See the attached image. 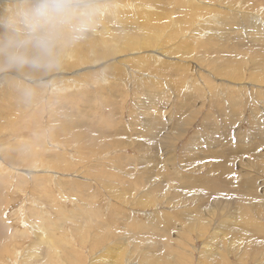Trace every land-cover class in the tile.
Instances as JSON below:
<instances>
[{
	"label": "rangeland",
	"instance_id": "obj_1",
	"mask_svg": "<svg viewBox=\"0 0 264 264\" xmlns=\"http://www.w3.org/2000/svg\"><path fill=\"white\" fill-rule=\"evenodd\" d=\"M1 1L4 2V0ZM167 1L170 5L167 7L166 4L164 8H168V11L172 10L175 16L164 20L165 22L176 21L178 16H187L186 21L182 18L185 25L179 26V34L182 35V38L180 35L176 36V45L180 43L179 37L182 40L186 35L196 38L198 42L196 46H192L193 51L191 53L193 54H186L189 56L187 58L183 57L186 55H170V57L165 58L158 56L157 59L155 58L158 61L154 63V60L152 64L154 68L157 67L156 69L161 68L159 70L161 75L148 73L146 67L140 66L137 70L132 69L134 77H131V70L124 66L125 77L106 74L105 80L102 78L91 80L90 71L93 72L98 67L102 69L107 65L109 66L115 60V63L118 64L127 55L113 56V60H104L92 65L77 64L76 59L74 62L73 60H68V62L63 60L59 71L28 77L34 82L32 87L37 96L40 93L42 95L36 103L28 102L23 94L18 95V91L9 92L4 87L6 83L0 81V249L3 247L8 249L1 252L0 264H12L7 261V258L16 261V264H21L22 261V264L24 262L25 264H35V262L36 264H45L47 254H53L49 250L50 247L48 249V247L41 245L36 248L37 242L40 243L39 234L44 231L55 235L62 234L59 231H64L68 234V239L65 238V240H70L72 233L75 235L74 245L68 241L78 255L74 257V264H97L95 259L98 260L100 257H103L99 261L100 264H112L115 261L118 264H123L124 260H126L125 264H147L143 260L146 252H149L151 256L155 253L174 255L176 262L180 257L182 263L186 261L187 264H264V258H254L247 250V247L251 246H249L246 236L237 246V242L233 240L230 232L231 224L234 221L231 213L239 210L238 206L233 205V202L237 198L240 199V195L236 194L239 192L232 190L239 189L236 187L239 183L232 182L230 184V192H224L223 201L218 198V195L216 198L214 194L212 196L211 194H204L201 210L198 207L199 203H195L196 199L188 201L182 196L175 195V192L185 191V188L190 187L192 181L195 183L196 180L213 178L219 183L222 182L224 177L219 174L211 175L208 173L210 170L207 172V169L199 167L202 163L208 166L210 164L205 162V154H210L213 149L219 153L216 145L219 141L212 139L215 138L216 133L218 134L215 132L216 129L219 131V128H223L224 125L228 130L230 129L229 136L227 135L228 143L235 142L236 140L231 139V136L234 137L238 133H241L240 140H252V133L247 125H250L253 119L252 111L256 115L257 104L258 109L262 112L258 116L263 117V119H261L262 122L256 121V123L260 122L264 125V96L258 94L253 85L239 81L234 76L239 69L232 66L216 75L211 72L212 69L207 64L208 58L220 55L222 50L229 46L228 42L224 41L226 35L238 37L239 34L241 41L246 42L248 40L246 39L247 33L252 34L253 28L258 26L264 28V0L220 1L222 7L232 5L233 9L240 11L239 6L241 5L245 6L246 10L245 13H235V11L231 15L226 13L230 17V20L228 19L229 24L226 23V26L223 24V29L219 28L215 31H213L214 27L211 28L212 22L209 20L206 22L202 20L205 27L204 25L201 27L199 21L200 16L207 19L212 14L210 11L213 8L209 11L205 9L199 12L195 6L192 8L193 3L188 7L184 2L186 0H171V2L165 0V3ZM200 1L201 5L205 6L203 3H206L207 0ZM182 2L185 7L181 6L183 5ZM235 3L242 4L236 5ZM213 4L215 3L213 2ZM2 8L0 3V9ZM176 9L179 13H175ZM225 9H215L214 7L213 16L218 14L220 10L226 11ZM190 10L193 11L190 12ZM122 11H116L119 16H115L109 22L112 29L107 30L110 33L115 32L114 35L123 34L122 32L127 34L128 29H132L135 25L132 20L127 21L126 19V15L130 12ZM234 18L236 19L234 20ZM255 19L256 22H254ZM150 20L151 25L156 26L158 31L162 29L159 39L167 38L169 26L164 22L163 24L156 23L153 17H150ZM102 26L101 22H97L95 32L101 30ZM209 26L210 28H208ZM194 27L197 29L193 30ZM187 29L188 31H186ZM93 33L94 30L91 29L87 37L79 42L81 47L84 45L87 47L90 42H94L95 39L92 40L91 37ZM96 40L100 39L96 38ZM108 40L112 51L109 48H102V53H113L114 48L116 50L118 43L114 40ZM161 48L159 46V49ZM155 49L150 48L145 53H151V58H154L153 56L157 54L150 50ZM211 50L215 52L212 56L209 55ZM75 51L77 53L78 49L74 46L71 49L73 56H75ZM131 56L138 55H128V57ZM89 58L92 56L89 55L87 60ZM166 60L167 62H164ZM155 64H159V68ZM172 67L176 69V72L172 70ZM164 69L165 71H162ZM149 74L155 76L152 82L145 80L147 77H150L151 80ZM75 76L78 77V80L74 81ZM245 76L248 78L247 72L244 74V78ZM22 77L18 79L20 80ZM53 78L54 81H50ZM42 79L49 81L43 91H41L42 86L39 84ZM27 80L25 78L24 82ZM51 82L53 87L50 85ZM240 103L244 104L242 106L244 108L241 107ZM234 104L237 105L235 109H233ZM23 109L27 110L26 119L28 122L26 124H23L22 120L18 118H11L15 111ZM33 113L37 120H34ZM49 113L52 117L55 115L56 117L50 118ZM230 113L232 117L227 121V114ZM239 117L243 123H240ZM214 118L219 121H215ZM235 120L236 122H234ZM212 124L218 125V127H214ZM213 128L215 129L213 130ZM177 135L179 136L177 137ZM193 141L196 142V144L194 143L196 146L192 144ZM52 144H58L59 147L56 148ZM246 145L242 147L243 149L247 147L248 150L244 156L251 154L250 160L246 163H251V159H253L254 161L260 160L261 163L263 161L264 165V155L263 160L259 155L262 152L260 149L262 150L263 147L258 149L259 153V151L256 152V149L250 150V148H254L251 142ZM231 149L235 151L239 148L233 147ZM31 151L33 152L32 156L26 157L25 153ZM20 152L24 155L22 156ZM196 152L197 156L193 155ZM52 154L57 155L58 159L63 157L70 163V166L68 168L61 166L56 157H54L55 163L59 164L60 168L52 166L48 163V160L53 157ZM200 154L203 155L204 159ZM190 155L196 156L194 158L195 163L190 160ZM197 160L198 162H196ZM44 161L58 171V174L56 171L48 173L47 163ZM96 167L99 168H97L99 173L92 171ZM158 167L161 169L158 170ZM262 168L263 166L255 169L249 167H244V170L235 169L238 176L242 178L239 180L240 183L246 184L245 179L248 178L254 180L252 188L249 186V189L245 188L242 191L245 198H241V200L251 202L253 199L257 201L264 199V172L260 173L263 171ZM251 169L252 173L247 171ZM253 172L255 173L253 174ZM177 186L185 188H176ZM125 188L127 191L123 192L122 190ZM158 188H161L165 194L160 193ZM179 198L184 202H177ZM145 202L150 205L146 206ZM263 205L254 207V209L256 208L255 223L259 228H264V207H261ZM195 212L196 214L197 212L200 213L198 217L194 218L195 220L205 219V225L209 224V227L201 229V232L199 229L195 230L194 227H188V229L184 223L190 214H195ZM155 215H158L155 221L158 222L156 225L160 230L153 232L154 236L157 235L155 238L158 237L156 248L148 247V243H146L145 246H140L141 248L136 247L135 250H131V241L124 243L120 240L121 238L123 240L124 238H131L132 232L135 231L134 228L141 231L140 229L149 227L150 225L145 224L149 218L152 219ZM192 216L194 215L190 217ZM26 223L34 225L35 231L38 232V235L34 234L33 239L26 231ZM81 225H83L82 232L77 230ZM137 225L138 227H136ZM55 227L56 229L59 227V229L55 230ZM161 227L162 229H160ZM179 228L180 231L186 228L188 230H185L181 235L178 232ZM263 228L260 230V235L263 234L262 238H264ZM203 231L205 232L203 233ZM253 232L257 233L258 231L253 230ZM213 233L216 237L211 238ZM145 235L148 236V233ZM255 236L252 238L260 241V244H264V239ZM64 237L60 238L63 239ZM162 237L165 240L170 239L163 241ZM97 238L101 239V243H98ZM221 238L222 241L218 243L217 240ZM255 246L253 247L255 251L259 250L264 254V250L262 251L264 248L259 246L255 248ZM167 249L168 251H166ZM26 250H32L29 255L30 261H26ZM36 253L37 255H35ZM58 255L55 257L57 264H71L69 261L63 263L64 256L61 253ZM44 256L46 257L44 258ZM128 256L132 259L130 263L127 262ZM214 257L216 259H212ZM168 262L175 264L171 259Z\"/></svg>",
	"mask_w": 264,
	"mask_h": 264
},
{
	"label": "bare ground",
	"instance_id": "obj_2",
	"mask_svg": "<svg viewBox=\"0 0 264 264\" xmlns=\"http://www.w3.org/2000/svg\"><path fill=\"white\" fill-rule=\"evenodd\" d=\"M182 1V0H181ZM222 0H207L206 3H203L205 6L201 5V1L200 0H186L184 1L185 4L189 7L190 4L193 3V6L192 8L195 6L196 7V10H198L199 12H202L204 11L205 9L207 11H209L210 9H215L218 8H226L225 10L226 11H219L218 14H214L213 16V9L210 11V13H212L207 19L205 18H202L201 16L199 17V22L201 24V27L204 25L205 27V23H202V20L204 22L208 21L209 22H212L211 24V28L214 27V30L215 31L216 29L219 30V28L223 29L222 28V25L225 24L226 26V23L229 24V21L228 19L230 20V17L227 16V14L231 15L232 12L234 13H245V10L246 8H244L243 6H239V9L240 11H236L235 9H233V6L231 5L230 7H222L220 4ZM98 2V5L101 9L100 11V14L95 18V21H94V24L92 26L91 29L94 30V33H93V36L92 37V40H94V42H90V44L87 45V47L82 46L78 43L75 45V47H77L78 49V52L76 53V51L74 52L75 53V56H73L72 52H71V49H73L74 47L68 49V51H66V53L64 54V57H63V60H66V62H68V60H73V62L75 61V59L77 60V64L78 63H82V64H87V65H92V64H97V63H101V61H104V60H111L112 57H120V56H126L125 59L119 61L118 64L114 62H112V64H110L109 66L107 65L106 67L100 69L98 67L97 70H94L93 72L90 71V74L91 75V80L92 79H97V78H102L103 80H105L106 78V74H108L109 76H112V75H117L118 77H125V67L129 68L131 70V77H134L133 76V73L134 71L133 70H137L139 69L140 66H144L147 68V70L149 71L148 73H153V74H156V75H161L162 73L159 72V70H161V68H159V64L156 65L158 66L159 69H156L154 68V65L152 64L153 61L155 60V58L157 59L158 56L160 57H170V55H186L189 53H191L193 51L192 49V46H196L197 44V39L192 36H184L186 37V39H183L180 40L182 38V35L179 34V29L181 26L185 25L183 24L186 19H187V16H184V17H180L178 16V20L174 21V20H170V22H165L164 20L166 19H171V16H175L173 15V11L170 10L168 11V8H164V5L167 4V7H169V2L167 1V3H165V0H97ZM171 2V0H170ZM213 2L215 4H213ZM1 3V6L2 7H5V3L4 2H0ZM196 3V4H194ZM179 4V3H178ZM183 4V2H182ZM236 5H239V4H242V3H235ZM181 6H184L181 5ZM171 7V6H170ZM173 7V6H172ZM171 7V8H172ZM180 7V6H179ZM185 7V6H184ZM179 9V8H178ZM183 9V8H182ZM121 12L122 10H126L127 12H130L128 15H126V19L127 21L128 20H132L133 24V27L132 29H128L129 32H126L127 34H125L124 32H122L123 34H116L114 35L113 33L115 32H109V30L107 29H112L110 27V24L109 22H111V20L114 19V17L116 16H119V13H117L116 11ZM181 10V9H179ZM125 11V12H126ZM188 11H189V8H188ZM193 11V10H190V12ZM123 12V11H122ZM124 12V13H125ZM178 10L176 9L175 10V13H177ZM195 12V11H194ZM197 12V11H196ZM179 13V12H178ZM215 13V12H214ZM227 13V14H226ZM122 14V13H121ZM120 14V15H121ZM182 14V13H181ZM185 14V13H184ZM203 14V13H202ZM236 16V14H234ZM191 16V15H190ZM189 16V17H190ZM194 16V15H193ZM192 16V17H193ZM198 17V15H196ZM121 17V16H120ZM123 17V16H122ZM150 17H153L154 21L158 24H163V22L169 26V29L167 30V32L169 33V35L167 36V38H163L162 40L159 39L160 37V34L162 32V29L161 31H158L157 30V27L156 26H152L151 25V20H150ZM206 17V16H204ZM185 19V21H183V19ZM232 18H233V15H232ZM237 18V17H236ZM234 18V20L236 19ZM118 19V18H117ZM121 19V18H120ZM163 21H162V20ZM189 19V18H188ZM119 20V19H118ZM125 20V19H124ZM123 20V21H124ZM198 20V19H197ZM120 21V20H119ZM102 23V28L101 30H97L95 32V26H96V23ZM125 22V21H124ZM188 22V21H187ZM254 22H256V19L254 20ZM120 24V23H118ZM122 24V23H121ZM191 24V23H190ZM210 24V23H209ZM212 25H215V26H212ZM127 26V24H126ZM180 26V27H179ZM100 27V26H99ZM125 27V26H124ZM190 27V26H189ZM197 27H199L197 25ZM98 28V27H97ZM192 28V27H191ZM210 28V26L208 27ZM114 29V27H113ZM197 28L194 27L193 30H196ZM119 30V29H118ZM117 30V31H118ZM126 30V29H125ZM190 30V29H189ZM205 30V29H204ZM246 30H248L246 28ZM113 31V30H112ZM188 31V29L186 30ZM192 31V30H191ZM202 31V30H201ZM206 31V30H205ZM251 31L252 34H248L247 33V37L246 39V42H242L241 39H240V36L238 34V37L235 36V37H232V36H229V35H226L225 36V39L224 41L225 42H228L229 46L227 47V49H223L222 50V53L218 56H212L215 52L211 50V53L209 55H211L212 57L208 58V63L209 64L208 66L210 67V69H212L211 72H213L214 74L218 75V74H221L225 69H228L232 66L234 67H237L239 69V71L237 73L234 74V76L237 77V79H239V81H244L245 83L247 84H251L253 85L256 89V92L262 96H264V28L262 26H258L256 28H253ZM120 32V31H119ZM157 32H159L157 34ZM105 33V34H104ZM118 33V32H117ZM185 33V32H184ZM193 33V32H192ZM182 34V33H181ZM188 34H190V32H188ZM200 34V32H199ZM205 34V33H203ZM180 35L181 38L179 37V41L180 43L178 45H176L175 43V38L176 36ZM184 35V34H183ZM206 35V34H205ZM90 37V36H89ZM90 37V38H91ZM197 37V36H196ZM202 37V36H201ZM88 38V39H90ZM97 39H100V40H96ZM178 38V37H177ZM199 38V37H198ZM107 39V40H106ZM110 39L111 41H116L117 44V47H116V50L115 48L113 49V53H102L101 52V49L102 48H109V50L112 48V47H109V43L110 41L108 40ZM178 40V39H177ZM91 41V39H90ZM178 41V42H179ZM86 42V41H85ZM96 42V43H95ZM115 43V42H114ZM86 44V43H85ZM244 44V45H243ZM113 45V44H112ZM116 45V44H115ZM248 45V46H247ZM159 46H161L162 48L159 49ZM221 46V45H219ZM222 48H224L223 46H221ZM150 48H156L155 50H150L151 52H155L157 55L156 56H153L154 58H151L152 55L150 54H147L145 52H148V49ZM250 48V49H249ZM105 50V49H104ZM70 51V52H69ZM106 51V50H105ZM112 51V50H110ZM210 51V50H209ZM152 52V53H153ZM203 53V52H202ZM249 53V54H247ZM138 55V56H131V57H128V55ZM141 54V55H140ZM193 54V53H191ZM200 54V53H199ZM89 55L92 56V58H89ZM173 56V57H174ZM195 56V55H194ZM203 56V54H202ZM201 56V57H202ZM113 57V59H114ZM177 57V56H176ZM184 58H187L189 56L186 55L183 56ZM193 57V56H191ZM200 57V56H199ZM198 57V58H199ZM205 57V56H204ZM203 58V57H202ZM112 59V60H113ZM163 59V58H161ZM169 59V58H168ZM201 59V58H199ZM177 60V59H176ZM189 60V58H188ZM191 60V58H190ZM195 60V59H194ZM156 61L158 60H155L154 63H156ZM161 61V60H160ZM163 61V60H162ZM171 61V60H169ZM182 61V60H181ZM164 62H167L164 61ZM177 62V61H176ZM174 62V63H176ZM180 62V61H179ZM191 62V61H190ZM192 62H193V59H192ZM198 62V60H197ZM204 62V61H203ZM70 63V62H69ZM199 63V62H198ZM219 63V64H218ZM169 64V63H168ZM181 64H184V63H181ZM206 64V65H207ZM171 65H172V62H171ZM200 65V64H199ZM75 66H76V63H75ZM162 66V64H161ZM168 66V65H167ZM183 66V65H182ZM165 68V66H163ZM174 67H172V70L176 72V69H173ZM181 68V67H180ZM100 69V70H99ZM133 69V70H132ZM163 69V68H162ZM179 69V68H178ZM162 71H165L162 70ZM181 71V69H180ZM107 72V73H106ZM248 73V78H244V74L245 73ZM53 73V72H52ZM129 73V72H128ZM164 73V72H163ZM167 73V72H165ZM179 73V72H178ZM177 73V74H178ZM168 74V73H167ZM180 74V73H179ZM67 75V74H66ZM88 75V76H89ZM151 76V80H150V77H147L145 78L146 82H152V79L155 77L154 75L152 74H149ZM165 75V74H163ZM61 76V75H59ZM68 77H72V76H68ZM168 77V76H167ZM175 77V76H174ZM180 77V76H179ZM25 78H27L28 80L30 78L28 77H22L20 80L19 79H7V80H2V82H5L6 85L4 86L9 92H14V91H18V95H22L23 93L21 92L22 91V88L24 87L25 85ZM77 78V79H76ZM24 79V80H23ZM81 79V78H80ZM174 79V78H173ZM32 80V79H30ZM74 81L75 80H78V77H74L73 79ZM82 80V79H81ZM208 80V79H207ZM50 81H54V78L53 80L50 79ZM175 81V80H174ZM145 82V83H146ZM181 82V81H180ZM184 82V81H183ZM1 83V82H0ZM156 83V82H155ZM158 84H160L159 82H157ZM4 84V83H3ZM23 84V85H22ZM162 84V83H161ZM185 84V83H184ZM48 85V84H47ZM50 85H52V87L54 86L53 83L51 82ZM186 85V84H185ZM3 86V85H2ZM3 87V88H4ZM45 87H47L46 85L42 86L41 88V91H43L45 89ZM182 87V86H181ZM253 87V88H254ZM55 88V87H54ZM16 89V90H15ZM190 89V88H189ZM14 90V91H13ZM20 90V91H19ZM17 95V94H16ZM42 97L41 93L39 94V96H37V93L35 92V95L33 96V98L31 100H28V102L30 103H36L38 100H40V98ZM210 97V96H209ZM196 98V97H195ZM213 98V97H212ZM195 101V100H194ZM39 103V102H38ZM254 103H256V101H254ZM42 104V103H41ZM241 104V103H240ZM257 104V103H256ZM37 105V104H36ZM244 104H241V107L243 106ZM221 107V106H220ZM227 107V106H226ZM237 107L236 104H234L233 106V109H235ZM257 109L255 111V114L253 113L252 111V121L250 122V125H247L249 126V130L251 131L252 133V140H243V139H239L241 133H238L236 134L234 137L231 136V139H235L236 141L235 142H232V143H228V136H229V132H230V129L228 130L226 128V125H224V127H220L219 128V131H217V129L215 130V132H218V134L216 135L215 134V138H212V139H215L216 141H219L216 143L217 147H218V150H219V153L216 151V149H213L211 151L210 154H205L204 156H206V160L205 162H209V166L202 163V165H200L199 167H201L202 169L204 168L207 172L208 170H210L208 173L211 174V175H214V174H219L220 176L224 177L222 182L219 183L217 180L213 179V178H210V179H206V180H196V182L194 183L192 181V183L189 185L190 187L188 188H185V187H179L177 186L176 188H185L184 190L187 191H181V192H175V195L176 196H182L185 200H188V201H193L194 199H196L195 203H199V206L200 207V210H201V207H202V204L201 203L203 201V198L202 196L204 194L208 195V194H211V196L214 194V196L217 198V195H218V198H221L220 200L223 201L224 199H222L224 197V192L227 191V192H230V184H232V182H235V183H239V185H237L236 187L239 189H237L236 191L232 190L233 192H239V193H236L238 195H240V199H236L234 202H233V205H236L238 206L239 210L237 211H234L232 214V217H233V223L231 224V228H230V232H231V235H232V238L233 240H235L237 242V246L239 244V242H241V240H243L246 236L247 238V242L249 244V246L251 247H247V250L251 253V255L254 257V258H264V254L262 252H260L259 250L258 251H255L253 249L254 245L256 246H259L261 248H264V244H260L261 242L260 241H256L254 238H252L253 236L257 235V234H261L260 233V230H262L263 227H258L255 223V216H256V208L254 209V207H256V205H261V204H264V199H259L258 201L256 199H253L251 202H248L247 200H244L241 198H245L244 194H242V191L245 190V188L249 189V186H252L254 185V180L253 179H245V182L246 184H242L240 183V178L238 176V174L236 173V168H239L240 170H242L244 167H249V168H260L263 166L262 170L263 171H260L261 172H264V165H263V161L262 163L260 162V160H257V161H254L253 159H251V163L247 164L246 162L248 160H250V153L247 154L248 156H244L245 152H247L248 150L245 148L243 149L242 147H244L248 142H251L254 146V148H250V150H254L256 149V152L259 151L258 149L262 148V150L260 149V151H262L260 153L259 151V155L260 157H262V160H263V155H264V125L261 124L260 122L259 123H256V121H261V119H263V117H260L258 115H260L262 112L260 111V109H258V104L256 105ZM224 108V107H223ZM222 108V109H223ZM244 108V107H242ZM219 110L221 108H218ZM227 109V108H226ZM230 109V108H229ZM255 110V109H254ZM231 111V110H230ZM228 112V111H227ZM26 113H27V110H20V111H15L12 115H11V118L12 119H20L22 120L23 124H26V122H28V119H26ZM195 113V112H194ZM34 114V113H33ZM35 114H37L35 112ZM35 114H34V120H37L35 118ZM199 114V113H198ZM200 115V114H199ZM254 115V116H253ZM49 117L50 118H55L56 115L54 117H52L49 113ZM232 117L231 113L230 114H227V121L230 120ZM225 118V117H224ZM240 119V117H239ZM215 120V118H214ZM212 120L213 122L217 121V120ZM194 121V120H192ZM219 121V120H218ZM217 121V122H218ZM240 123H243L241 121V119L239 120ZM153 122V121H152ZM236 122V120L234 121ZM233 122V124H234ZM238 122V120H237ZM264 122V121H263ZM151 123V122H150ZM194 123V122H193ZM227 123V122H226ZM210 124V123H209ZM225 124V123H224ZM152 125V124H151ZM190 125V124H189ZM213 125V124H212ZM220 125V124H219ZM256 125V126H255ZM149 126V125H148ZM214 126V125H213ZM218 127V125H215L214 127ZM212 127V126H210ZM234 127V126H233ZM232 128V127H230ZM215 128H213L214 130ZM148 130V129H147ZM156 130V129H155ZM154 130V131H155ZM186 130V129H185ZM210 130V128H209ZM149 131V130H148ZM153 131V130H152ZM207 132V131H206ZM227 132V133H225ZM214 133L212 132V135ZM148 135V134H147ZM210 135V134H209ZM228 135V136H227ZM146 136V135H145ZM179 135H177L178 137ZM153 137V136H152ZM151 137V138H152ZM202 137V136H200ZM144 138H147V137H144ZM195 138V137H194ZM193 138V139H194ZM247 139V138H246ZM151 140V139H150ZM203 142V140H201ZM214 141V142H216ZM232 141V140H231ZM230 141V142H231ZM234 141V140H233ZM225 142V143H224ZM196 144V142L193 141L192 144ZM224 145H223V144ZM243 143V144H242ZM115 144V143H114ZM194 144V146H196ZM245 144V145H244ZM54 146L59 147L58 144H52ZM198 145V144H197ZM251 145V144H249ZM47 146V145H46ZM114 146V145H113ZM116 146V145H115ZM208 146V145H207ZM206 146V147H207ZM247 146V145H246ZM256 146V147H255ZM199 147V145H198ZM233 147H238L239 151L238 150H232L231 148ZM52 148V147H51ZM55 148V147H54ZM192 148V147H191ZM209 148V147H208ZM47 149V148H46ZM196 149V148H195ZM193 149V150H195ZM60 150V149H59ZM192 150V149H191ZM232 150V151H231ZM44 151V150H43ZM43 151H41L43 153ZM196 151V150H195ZM50 152H53V151H50ZM55 152V151H54ZM57 152V151H56ZM22 154V156L24 155L22 152H20ZM29 153V154H28ZM33 152H26L25 155H27L26 157H29V156H32ZM202 153V152H201ZM199 154V153H198ZM241 154V155H240ZM253 154V153H252ZM256 154V153H255ZM193 155H196L197 156V152L196 154H193ZM193 155H190V160H193L194 161V158L196 156H193ZM202 155V154H200ZM258 155V154H257ZM53 157H51L49 160H48V163L49 164H52V166H56L57 168H60V165L63 166V167H66L68 168L70 166V163L67 162L63 157L59 158L58 159V156L57 155H54L52 154ZM250 156V157H249ZM56 157L58 160L57 162L60 164H57L55 163L56 159L54 158ZM22 158V157H21ZM202 158H203V155H202ZM239 158V159H238ZM23 159V158H22ZM198 159V158H196ZM204 159V158H203ZM202 159V160H203ZM2 160V159H1ZM200 160V159H199ZM192 161V162H193ZM45 163H47L46 161H44ZM198 162V160L196 161ZM2 163V162H1ZM47 163V167H48V170L50 172H55L56 170H54L49 164ZM195 163V161H194ZM192 163V164H194ZM41 165H44L43 163H40ZM2 165V164H1ZM4 165V164H3ZM208 166V167H207ZM46 167V169H47ZM161 167V165H160ZM197 167V166H196ZM234 167V168H233ZM98 167H96L95 169H93L92 171H95V173H99V168L97 169ZM195 168V167H194ZM15 169V168H13ZM161 168L158 167V170H160ZM197 171H198V168H196ZM251 170H247L248 172L252 173ZM47 170V171H48ZM200 170V169H199ZM235 170V171H233ZM244 170V169H243ZM45 171V169H44ZM91 171V170H90ZM196 171V172H197ZM1 172V171H0ZM58 171H56V174ZM45 173V172H44ZM255 172H253L254 174ZM232 174V175H231ZM241 174V172H240ZM198 175V174H197ZM259 176V175H258ZM253 177V176H252ZM261 177V176H260ZM183 178V177H182ZM199 178V177H198ZM201 178V177H200ZM199 178V179H200ZM54 179V178H53ZM197 179V178H196ZM52 180V179H51ZM179 180V179H178ZM183 180V179H182ZM180 181V180H179ZM178 181V182H179ZM186 181V180H185ZM262 181V180H261ZM115 182V181H114ZM256 182V181H255ZM182 183H185V182H182ZM181 183V184H182ZM180 184V183H179ZM255 184H258V183H255ZM233 187V186H232ZM235 187V186H234ZM159 189V192L161 193L162 190L161 188H158ZM167 189V188H166ZM165 189V190H166ZM263 189V188H261ZM255 190V189H254ZM123 192L124 191H127V189H123L122 190ZM167 191V190H166ZM251 191V190H250ZM185 192V193H183ZM246 192V191H245ZM163 193V192H162ZM165 194V193H163ZM174 195V197H175ZM237 195V196H238ZM252 195V194H251ZM177 197V199H178ZM253 197V196H252ZM1 198V197H0ZM181 198V197H180ZM177 201V202H184V200L180 199ZM229 198V197H227ZM233 198V197H232ZM235 198V197H234ZM257 198V197H256ZM264 198V197H263ZM230 202V201H228ZM232 202V201H231ZM173 203V202H172ZM146 206L150 205L149 203H146ZM221 204V202H220ZM232 204V203H230ZM226 205V204H225ZM226 207H228L226 205ZM224 207V208H226ZM234 207V206H233ZM261 207H264L261 206ZM211 209V208H210ZM216 209V208H215ZM199 210V211H200ZM198 211V212H199ZM203 211V210H202ZM197 212V214H198ZM201 212V211H200ZM196 212L195 214H190L191 215H194L192 217H188L184 223L185 225H187V228L191 227L196 230V229H199L201 232L202 230L201 229H206L207 227H209V224L205 225V219L204 220H200V221H197L195 220L194 218L195 217H198L200 215V213L197 215ZM23 216V214H22ZM21 216V218H22ZM24 217V216H23ZM259 217V216H257ZM158 218V215H155L152 219H148L147 223L145 225H150L149 227L146 226L147 228H142L140 229L141 231L137 230L136 228H134L133 230H135L134 232H132V237L129 239L127 238H124V240L121 238L120 240H122L124 243H128L129 241L132 242V248L131 250H135L136 247H140V246H145L146 243H148V247H153V248H156L157 245H158V237L155 238L157 235H153V232L154 231H160L158 230V227H157V223L155 221V219ZM193 219V220H192ZM87 220V219H86ZM91 220V218H90ZM26 221V220H24ZM23 221V222H24ZM29 221V220H28ZM140 221V220H139ZM212 221V219H211ZM22 222V223H23ZM159 222H160V219H159ZM30 223V222H29ZM97 223V221H96ZM139 223V222H138ZM137 223V224H138ZM25 224V223H24ZM27 224V223H26ZM136 224V223H135ZM140 224V223H139ZM138 224V225H139ZM103 225V224H102ZM138 225L136 227H138ZM143 225V224H142ZM185 225H183V227H186ZM26 231L27 233L30 235L31 239H33V236L34 234L36 235L38 232H36L34 229V225L32 224H27L26 225ZM83 225L79 226L78 227V231L82 232L83 230L81 229ZM63 227V226H62ZM183 229L180 231V228L178 229V232L181 233V235L184 233L185 230H188V229ZM239 228V229H238ZM259 228V229H257ZM59 227H55V230H58ZM61 229V228H60ZM102 229V227H101ZM108 229V228H107ZM162 229V227L160 228ZM264 229V228H263ZM24 230V228H23ZM65 230V229H64ZM193 230V229H192ZM251 230V231H249ZM253 230L255 231H258L257 233L253 232ZM132 231V230H131ZM164 231V230H163ZM190 232V231H189ZM205 231H203L204 233ZM248 232H250L249 234H247ZM253 232V233H252ZM23 233V231H22ZM59 233H62V234H58V235H55L54 233H47V232H43L41 234H39V238L38 240H40V243L37 242V246L36 248H39L41 245L44 246V247H50L49 250H51V252L53 254L51 255H48L47 254V260L45 261V264H57L55 260V257L58 255V253H61L63 256H64V260H63V263L69 261L71 264H74V257L78 256L77 253L75 252L74 248L68 243V241H71L72 242V245H74L75 243V238H74V234L72 233L71 235V239L70 240H65L68 239V234H66V232H61L59 231ZM65 233V234H64ZM145 233H148V236L145 235ZM162 233V231H161ZM207 233V232H206ZM252 233V234H251ZM208 234V233H207ZM20 235V234H18ZM22 235V234H21ZM38 235V234H37ZM160 235V234H158ZM185 235V234H184ZM263 235V234H262ZM260 235V236H255L256 238H262L263 236ZM28 236V235H27ZM25 236V237H27ZM65 236L63 239L60 238V237H63ZM126 236V235H125ZM188 236V235H187ZM21 237V236H20ZM29 237V236H28ZM27 237V238H28ZM180 237V236H179ZM178 237V238H179ZM213 237H216V235L213 233V236H211V238ZM102 238V237H101ZM163 238V237H162ZM161 238V239H162ZM165 238V236H164ZM163 238V239H164ZM235 238H238V239H235ZM25 239V238H24ZM152 239V240H151ZM170 238L166 239V240H169ZM191 239V238H190ZM264 239V238H262ZM28 240V239H27ZM101 239L100 238H97V241L98 243H101L100 241ZM160 240V238H159ZM165 239L163 241H166ZM261 240V239H260ZM14 241V239H13ZM103 241V240H102ZM220 241H222V238L221 239H218L217 242L219 243ZM120 242V241H119ZM8 243V242H7ZM6 243V244H7ZM31 243V242H30ZM165 243V242H164ZM168 243V241H167ZM264 243V241H263ZM169 244V243H168ZM167 244V245H168ZM34 245V244H33ZM124 245V244H123ZM189 245V244H188ZM7 246V245H5ZM172 246V244H171ZM170 246V247H171ZM255 246V248H256ZM31 247V246H30ZM28 247V248H30ZM168 247V246H167ZM169 247V248H170ZM6 248V247H5ZM32 248V247H31ZM58 248V249H57ZM141 248V247H140ZM191 248V247H190ZM7 249V248H6ZM4 249V247L2 249H0V255H1V252L3 250H6ZM125 249V248H124ZM175 249V248H174ZM194 249V248H193ZM8 250V249H7ZM13 250V249H12ZM10 250V251H12ZM21 250V249H20ZM160 250V249H159ZM162 250V249H161ZM165 250V249H163ZM264 249H262L263 251ZM24 251V250H23ZM27 251V250H26ZM32 251V250H31ZM31 251L28 250L27 251V254H26V261L29 260V255L31 254ZM37 251V250H35ZM168 251V249L166 250ZM172 251V249H171ZM176 251V250H175ZM8 252V251H7ZM40 252V251H39ZM140 252V250H139ZM157 252V251H156ZM10 253V252H8ZM13 253V251H12ZM23 253V252H22ZM34 253V252H33ZM38 253V252H37ZM37 253L35 255H37ZM165 253V252H164ZM11 254V253H10ZM170 254V253H169ZM4 255V254H2ZM6 256V255H5ZM11 256V255H9ZM59 256V255H58ZM171 255H165V254H156L151 256L149 254V252H146L144 254V257H143V260L147 262V264H172L170 262H168L170 259L171 261L173 260L175 264H185L186 261H184L182 263V260L181 258L179 257L178 261L176 262L174 260V255L171 256ZM4 257V256H3ZM15 257V256H14ZM39 257V256H37ZM46 256H44L45 258ZM60 257V256H59ZM58 257V258H59ZM7 258V256H6ZM11 258V257H10ZM16 258V257H15ZM20 258V257H19ZM24 258V257H22ZM40 258V257H39ZM118 258V257H117ZM175 258L177 259L176 255H175ZM13 259V257H12ZM60 259V258H59ZM103 257H100L98 260L95 259V263L97 264H100L99 261L102 260ZM212 259H216V257L212 258ZM22 260V259H21ZM32 260V259H31ZM7 261L8 262H11L12 264H16L17 262L16 261H11L9 258H7ZM6 261V262H7ZM30 261V260H29ZM33 261V260H32ZM125 261H123V264H125ZM132 261V259L128 256V259H127V262L130 263ZM189 261V260H188ZM264 261V260H263ZM7 262V263H8ZM20 262V261H19ZM18 262V263H19ZM39 262L40 259H39ZM37 262V263H39ZM191 262V261H190ZM23 263V261L21 262V264ZM28 263V262H27ZM32 263V262H31ZM44 263V261H43ZM117 262H112V264H116ZM188 263V262H187ZM186 263V264H187ZM264 263V262H263ZM9 264V263H8ZM20 264V263H19ZM25 264V262H24ZM33 264V263H32ZM36 264V262H35ZM110 264V263H109ZM118 264V263H117ZM190 264V263H189Z\"/></svg>",
	"mask_w": 264,
	"mask_h": 264
},
{
	"label": "clouds",
	"instance_id": "obj_3",
	"mask_svg": "<svg viewBox=\"0 0 264 264\" xmlns=\"http://www.w3.org/2000/svg\"><path fill=\"white\" fill-rule=\"evenodd\" d=\"M0 9V81L59 71L66 51L87 37L97 0H4ZM34 82L22 88L26 100ZM41 86L49 84L40 80Z\"/></svg>",
	"mask_w": 264,
	"mask_h": 264
}]
</instances>
